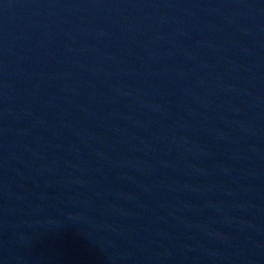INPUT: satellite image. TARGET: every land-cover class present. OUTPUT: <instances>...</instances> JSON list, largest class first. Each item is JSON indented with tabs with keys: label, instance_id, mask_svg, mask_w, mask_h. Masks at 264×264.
Segmentation results:
<instances>
[{
	"label": "water",
	"instance_id": "obj_1",
	"mask_svg": "<svg viewBox=\"0 0 264 264\" xmlns=\"http://www.w3.org/2000/svg\"><path fill=\"white\" fill-rule=\"evenodd\" d=\"M0 264H264V0H0Z\"/></svg>",
	"mask_w": 264,
	"mask_h": 264
}]
</instances>
